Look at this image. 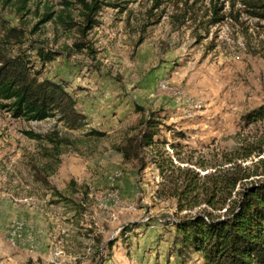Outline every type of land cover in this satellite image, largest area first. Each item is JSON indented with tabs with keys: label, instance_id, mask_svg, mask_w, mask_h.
<instances>
[{
	"label": "rangeland",
	"instance_id": "374dc122",
	"mask_svg": "<svg viewBox=\"0 0 264 264\" xmlns=\"http://www.w3.org/2000/svg\"><path fill=\"white\" fill-rule=\"evenodd\" d=\"M102 1L78 47L79 5L68 27L63 0H0L38 78L62 82L86 116L70 130L0 108V264H200L176 253L174 222L222 216L243 185L264 180V122L242 119L264 103V20L240 0ZM149 111L162 121L157 142L144 166L126 162L114 146ZM24 131L69 142L56 155Z\"/></svg>",
	"mask_w": 264,
	"mask_h": 264
},
{
	"label": "trees",
	"instance_id": "16d2710c",
	"mask_svg": "<svg viewBox=\"0 0 264 264\" xmlns=\"http://www.w3.org/2000/svg\"><path fill=\"white\" fill-rule=\"evenodd\" d=\"M65 9L57 18L61 24L71 27L72 18L67 9L79 5L83 12L84 26L79 27L81 33L78 47H84L86 32L93 28L97 21L95 16L101 8L102 0H63ZM213 1V0H211ZM245 11L253 17L264 20V0H240ZM25 4V3H24ZM24 8V5H21ZM216 7L213 6L214 14ZM53 18L46 13L43 21ZM221 17L213 19L217 22ZM23 33L14 26L0 20V108L6 110L14 118L24 120H45L55 118L56 121L70 130H78L85 126L86 116L76 109V100L62 82L51 79H39L38 71L33 69L31 57L26 49H22ZM16 46L13 48V45ZM52 53L36 49V56L41 62L53 58ZM138 111H144L137 106ZM149 111L141 116L134 128L136 132L127 134L114 149L126 162L137 161L145 165L143 151L157 141L161 119ZM245 123L264 122V103H261L242 115ZM29 138L41 142L49 141L55 154L60 153L61 144L69 142L67 137H49L32 131H24ZM87 135L102 136L103 133L90 130ZM260 149V152H263ZM46 155L47 150L45 152ZM54 154V155H55ZM261 153H258V155ZM36 178L46 187H50L46 173L35 172ZM52 189V187H50ZM54 194H59L54 191ZM222 216L195 214L184 216L174 222L177 234L175 251L181 257L190 253H198L200 264H264V180L243 185L238 196L231 200Z\"/></svg>",
	"mask_w": 264,
	"mask_h": 264
},
{
	"label": "bare ground",
	"instance_id": "6f19581e",
	"mask_svg": "<svg viewBox=\"0 0 264 264\" xmlns=\"http://www.w3.org/2000/svg\"><path fill=\"white\" fill-rule=\"evenodd\" d=\"M13 232V231H12ZM59 251V250H58ZM58 251H54L52 254H53V258H52V261L55 260L57 258V256H59V252ZM61 255V254H60Z\"/></svg>",
	"mask_w": 264,
	"mask_h": 264
}]
</instances>
